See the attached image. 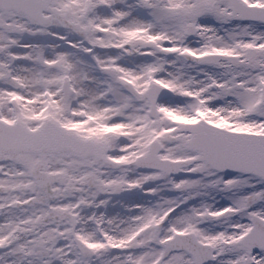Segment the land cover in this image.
Masks as SVG:
<instances>
[{
	"label": "snow or ice",
	"instance_id": "obj_1",
	"mask_svg": "<svg viewBox=\"0 0 264 264\" xmlns=\"http://www.w3.org/2000/svg\"><path fill=\"white\" fill-rule=\"evenodd\" d=\"M0 264H264V0H0Z\"/></svg>",
	"mask_w": 264,
	"mask_h": 264
}]
</instances>
